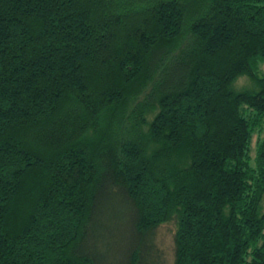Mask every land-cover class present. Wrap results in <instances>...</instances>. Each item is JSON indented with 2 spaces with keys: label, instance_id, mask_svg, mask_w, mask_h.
I'll return each instance as SVG.
<instances>
[{
  "label": "trees",
  "instance_id": "obj_1",
  "mask_svg": "<svg viewBox=\"0 0 264 264\" xmlns=\"http://www.w3.org/2000/svg\"><path fill=\"white\" fill-rule=\"evenodd\" d=\"M263 65L264 0H0V264H264Z\"/></svg>",
  "mask_w": 264,
  "mask_h": 264
},
{
  "label": "rangeland",
  "instance_id": "obj_2",
  "mask_svg": "<svg viewBox=\"0 0 264 264\" xmlns=\"http://www.w3.org/2000/svg\"><path fill=\"white\" fill-rule=\"evenodd\" d=\"M261 69H262V72L264 73V65L261 67ZM250 87H251V84L245 77L238 79L237 82L234 84V88L236 90H239L242 88H250ZM173 233H174V228L172 225H164L155 231V242L158 245V247L162 250L164 255L166 256L167 264L172 263ZM100 241L103 244L104 240H100Z\"/></svg>",
  "mask_w": 264,
  "mask_h": 264
}]
</instances>
